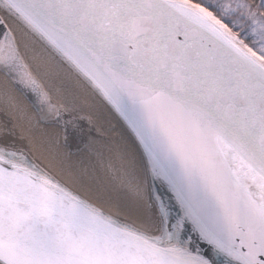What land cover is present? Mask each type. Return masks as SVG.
<instances>
[{
    "label": "snow or ice",
    "instance_id": "1",
    "mask_svg": "<svg viewBox=\"0 0 264 264\" xmlns=\"http://www.w3.org/2000/svg\"><path fill=\"white\" fill-rule=\"evenodd\" d=\"M0 12V70L42 119L63 115L8 18L113 105L170 193H152L145 226L127 222L5 135L0 264H264V0H0Z\"/></svg>",
    "mask_w": 264,
    "mask_h": 264
},
{
    "label": "bare ground",
    "instance_id": "2",
    "mask_svg": "<svg viewBox=\"0 0 264 264\" xmlns=\"http://www.w3.org/2000/svg\"><path fill=\"white\" fill-rule=\"evenodd\" d=\"M7 22L20 37L24 63L72 128L64 133L56 123L41 122L26 98L0 73V138L6 135L41 167L106 212L145 226V220L155 214L152 188L144 155L127 123L43 42L22 35V28L11 18Z\"/></svg>",
    "mask_w": 264,
    "mask_h": 264
},
{
    "label": "water",
    "instance_id": "3",
    "mask_svg": "<svg viewBox=\"0 0 264 264\" xmlns=\"http://www.w3.org/2000/svg\"><path fill=\"white\" fill-rule=\"evenodd\" d=\"M0 16H1V14H0ZM30 70V69H29ZM0 73H3L4 75H6L5 73H4V71H2V70H0ZM33 75V74H32ZM7 76V75H6ZM8 77V76H7ZM34 77V76H33ZM9 78V77H8ZM35 78V77H34ZM36 79V78H35ZM9 80H10V82L12 83V85H14L15 87H16V89L21 93V95H23L25 98H26V100L30 103V105L32 106V108L36 111V113L38 114L37 116H39V119H40V121L41 122H44V123H56L57 125H59V126H61L62 128H63V131H64V133L65 132H71V128H72V125H70L71 124V122L69 121V119L68 118H66V115L63 113V111L61 110V112H62V115H63V121H55V120H53V121H44L43 119H42V113L41 112H39V111H37V109L33 106V103H32V101H33V99H35L36 97H35V93H33L30 89H26V88H24V86H20V87H18L16 84H14L13 82H12V80L9 78ZM36 81H37V84L39 83L38 82V80L36 79ZM39 86H40V88H42V86L40 85V84H38ZM56 105V104H55ZM44 111L45 112H47V107L45 106V108H44ZM121 116V115H120ZM123 118V117H122ZM65 122H67V123H65ZM124 122H126L125 120H124ZM127 123V122H126ZM127 125H128V123H127ZM129 126V125H128ZM129 129H131V132L134 134V136H135V138L137 139V137H136V135H135V133H134V131L132 130V128L129 126ZM68 134V133H67ZM66 134V135H67ZM70 135V134H69ZM63 136H65V135H63ZM73 137H76V135H74L73 134ZM137 143L139 144V146H140V148H141V150H142V152L141 153H143V155H144V158H145V161H146V164H147V169H148V173L147 174H149L148 176H149V180H150V186H151V188H152V193L153 192H160V193H163L164 195H165V198L167 199V197L170 195V193H168L167 191H166V185L164 184V183H162L161 182V180L160 179H153V177H152V174H151V165H150V163H149V160H148V156H147V154H146V152L144 151V148H143V146L140 144V142H139V140L137 139ZM193 239L195 240L196 239V237H195V234H193ZM197 243H199V245H200V247L201 248H207L208 246L205 244V243H203V242H201V241H197Z\"/></svg>",
    "mask_w": 264,
    "mask_h": 264
}]
</instances>
